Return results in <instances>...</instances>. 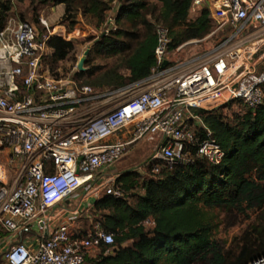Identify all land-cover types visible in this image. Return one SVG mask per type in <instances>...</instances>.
Masks as SVG:
<instances>
[{
	"label": "built area",
	"instance_id": "1",
	"mask_svg": "<svg viewBox=\"0 0 264 264\" xmlns=\"http://www.w3.org/2000/svg\"><path fill=\"white\" fill-rule=\"evenodd\" d=\"M204 9L212 19L206 37L172 50L170 29L157 25L151 75L113 93L45 68L47 20L43 38L29 21L10 19L0 30L2 264H95L103 248L113 254L114 235L91 213L104 196L126 199L115 169L141 143L154 153L145 166L187 165L192 149L221 163L224 151L203 116L223 109L232 119L264 105V0H192L191 17Z\"/></svg>",
	"mask_w": 264,
	"mask_h": 264
},
{
	"label": "trees",
	"instance_id": "2",
	"mask_svg": "<svg viewBox=\"0 0 264 264\" xmlns=\"http://www.w3.org/2000/svg\"><path fill=\"white\" fill-rule=\"evenodd\" d=\"M29 1L36 16L48 5H65L62 23L69 31L80 14L103 29L98 53L123 60L116 71L90 83L94 87L120 89L148 78L157 64V25L170 29L172 50L203 39L212 26L208 9L191 17L192 0H156L161 9L155 21L151 0H119L115 7L112 0ZM13 2H0V30L10 20ZM21 21H26L23 15ZM140 28L145 29L142 35ZM126 38L140 39L129 56ZM48 45L53 64L68 60L76 48L74 41L60 36H50ZM203 122L224 151L221 163L198 157L192 149L193 159L187 165L156 161L145 166L149 178L137 172L122 174L118 185L127 193L126 199L104 196L91 213V219L114 235L113 254L105 256L103 248L95 264H248L264 257V105L228 120L218 111L203 116ZM214 210L261 211L262 215L241 243L227 248L214 238L218 228Z\"/></svg>",
	"mask_w": 264,
	"mask_h": 264
},
{
	"label": "rangeland",
	"instance_id": "3",
	"mask_svg": "<svg viewBox=\"0 0 264 264\" xmlns=\"http://www.w3.org/2000/svg\"><path fill=\"white\" fill-rule=\"evenodd\" d=\"M4 1L7 0H0V2ZM151 1L155 6V16L152 18V20L155 21L159 16L161 4L156 2V0ZM13 3L14 7L10 13V19H13L15 22H19L21 21V17L23 15L26 18V21L36 25L40 34V38L49 34V31L42 25L40 21L43 17L42 11L44 8L40 10V14L36 16L29 0H24L23 2L14 0ZM59 23L51 25V33L63 36L64 33H61L62 29L57 28L55 31V28L58 27V25L64 26L66 33L69 32V29L62 23V20ZM144 30V28H140L139 34L142 35ZM77 31L80 41L76 42L75 51L72 53L70 58L58 64H53L51 56H47L44 60L45 68H48L50 71H54L52 72L54 76L63 78L68 77L74 79L79 85H89L93 87L99 94L113 93L117 91L118 89L112 87H94L90 85V83L98 81L105 73L116 71L123 58L121 56L108 58L104 54L98 53L97 43L100 41V37L104 32L102 28L97 27L94 21L87 19L80 21ZM125 41L131 45V50L127 51L125 54L126 56H129L140 39L126 38ZM206 46V44L189 46L188 48L184 49V53H182V55L185 57L194 55L203 50ZM89 49H91V54L88 58V64L86 65L87 71L84 73V75H80L78 64ZM90 72H92V74H90ZM120 73L126 77L129 75L127 70H121ZM219 113H221L223 117L228 120L229 112L227 110L222 109L219 111ZM153 155L154 153L152 152L150 144L141 143L123 158V160L116 167L115 172L119 174L137 172L141 173L143 178H149L151 175L144 171L145 164ZM130 202L134 203L135 198H130ZM213 213L217 216L216 225L218 226L214 233V238L227 248H231L238 243H241L245 233L249 231L252 225L259 221V217L262 215L261 211H248L243 214L239 213L238 211L226 212L214 210ZM89 226L90 222L84 218L78 224V231L83 234L87 229H89ZM5 236V232L0 229V245ZM0 264L2 263L0 262Z\"/></svg>",
	"mask_w": 264,
	"mask_h": 264
},
{
	"label": "crops",
	"instance_id": "4",
	"mask_svg": "<svg viewBox=\"0 0 264 264\" xmlns=\"http://www.w3.org/2000/svg\"><path fill=\"white\" fill-rule=\"evenodd\" d=\"M65 11H66V7L63 4L56 5V6L48 5L42 11L43 12V17L41 19L47 20L48 23H49V26L51 28V25H55V24L59 23L63 19L64 15H65ZM84 19L85 18L83 17V15L80 14L78 16V18L76 19V21H75V26H74L73 30L69 31L67 33L65 32V27L64 26H59L58 25V27L55 28V31H56L57 28H60V29H62L61 33H64V35L63 36L62 35H55L54 33H51V36H60L63 39H65L66 41H74L75 43L77 41H80V38H79V36L77 34V32H78L77 31V27L79 26V22L84 20ZM50 32H51V29H50ZM46 69L50 72V70L48 68H46ZM147 144H149V143H147ZM150 146L152 148V144H150ZM1 245H2V242H1ZM1 245H0V247H3Z\"/></svg>",
	"mask_w": 264,
	"mask_h": 264
},
{
	"label": "water",
	"instance_id": "5",
	"mask_svg": "<svg viewBox=\"0 0 264 264\" xmlns=\"http://www.w3.org/2000/svg\"><path fill=\"white\" fill-rule=\"evenodd\" d=\"M91 54V49H89L85 55L82 57L81 61L78 64V70L80 73H85L87 71L86 65L88 62V58ZM167 63H165L164 65H166Z\"/></svg>",
	"mask_w": 264,
	"mask_h": 264
}]
</instances>
